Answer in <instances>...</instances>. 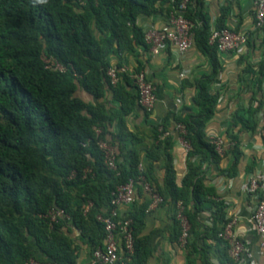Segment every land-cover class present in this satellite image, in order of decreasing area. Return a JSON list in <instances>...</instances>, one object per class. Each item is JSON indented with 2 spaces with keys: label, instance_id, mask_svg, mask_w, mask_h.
Returning a JSON list of instances; mask_svg holds the SVG:
<instances>
[{
  "label": "trees",
  "instance_id": "1",
  "mask_svg": "<svg viewBox=\"0 0 264 264\" xmlns=\"http://www.w3.org/2000/svg\"><path fill=\"white\" fill-rule=\"evenodd\" d=\"M181 1L0 0V264H25L31 257L77 264L80 246L76 238H84L90 254L103 245L105 229L97 215L109 214L112 191L129 178L138 196L144 192L145 179L161 196L160 203L181 201L188 224L206 202L222 214L224 203L207 199L213 193L202 174L203 164L220 155L204 133L218 100L208 83L219 67L218 50L209 43L212 21L204 0H187L182 10L194 23L192 39L210 59L213 70L196 82L197 112L174 118V123L184 126L181 136L189 146L187 170L180 183L169 152L174 135L167 124H154L156 143L147 150L143 165L137 148L126 145L125 134L114 135L116 143L107 141V126L113 118L105 105L78 94L83 89L98 98L110 90L123 111H130L137 94L125 90L121 79L128 82V77L124 73L114 85L110 83L109 57L133 51L136 45L148 48L136 24L138 15L176 12ZM228 8L221 7L213 22L216 28L226 27ZM43 55L64 70L46 67ZM237 119L246 120L236 114L233 122ZM119 124L123 125L121 118ZM98 140L115 144L114 169L105 164ZM161 157L165 174L158 183L154 163ZM150 202L149 197L143 203L134 201L124 213L131 219L134 250L129 260L116 264H146L150 251L139 234ZM58 210L62 214L52 219ZM174 215L178 238L181 227L176 210ZM189 234L188 228L187 248L195 246Z\"/></svg>",
  "mask_w": 264,
  "mask_h": 264
},
{
  "label": "crops",
  "instance_id": "2",
  "mask_svg": "<svg viewBox=\"0 0 264 264\" xmlns=\"http://www.w3.org/2000/svg\"><path fill=\"white\" fill-rule=\"evenodd\" d=\"M226 5L229 6L226 27L245 31L247 42L238 50L217 53L219 67L208 87L218 94V100L213 115L205 123L204 133L209 141L213 136H220L224 151L218 157L210 158L202 167L205 186L213 193L207 199L223 202L224 209L219 215L215 206L206 202L204 208L194 212L189 222V241L195 246L187 248L180 237L175 238V205L168 202L149 204L139 234L142 244L150 251L146 264H264V246L260 244L251 219L258 196L245 189L250 175L264 172V72L260 74V66H264V29L255 26L252 0H204V10L211 24L218 17L221 7ZM167 21L166 12L156 11L138 15L136 24L144 31L150 27H161ZM109 62L127 67L125 75L128 82L121 79V83L131 94H135V89L129 72H145L153 83L156 95L152 112L145 113L137 102L130 111H123L110 90L98 98L83 89L78 94L87 101L105 105L107 114L113 118L107 126V141L114 142L117 136L125 134L126 145L137 148L143 165L147 163V150L156 143L154 124H167L174 135L169 152L176 180L180 183L187 170V149L174 127V118L197 112L194 101L196 82L212 73L210 59L192 39L188 49L182 53L171 45H166L156 54L143 45H136L133 51H123L119 56L110 55ZM236 114L246 120L233 122ZM119 118L123 125L119 124ZM234 145L236 149H232ZM113 147L117 151L115 144ZM163 162L164 157H161L154 163L158 183L163 182L165 174ZM136 193L134 186L132 203H143L148 197L145 191L139 196ZM132 203L120 205V213L127 212ZM232 218L236 219L234 232L246 249L238 260L227 252V241L215 235V231L221 230ZM78 234V230L74 229V235ZM75 241L80 246L77 264H87L91 255L89 247L84 238L77 237Z\"/></svg>",
  "mask_w": 264,
  "mask_h": 264
},
{
  "label": "built area",
  "instance_id": "3",
  "mask_svg": "<svg viewBox=\"0 0 264 264\" xmlns=\"http://www.w3.org/2000/svg\"><path fill=\"white\" fill-rule=\"evenodd\" d=\"M252 2L255 7V26L264 29V0H252ZM186 4L187 0H182L178 11L170 12L168 14V21L163 26L150 27L143 31L144 42L148 44V50L151 53H158L166 45L173 46L179 53L188 49L192 42L194 23L182 14V10L186 7ZM209 31V43L215 45L218 52L238 50L247 42L245 31L231 30L228 27L216 28L213 24L210 25ZM42 59L46 67L60 71L64 70V67L52 57L43 55ZM106 73L109 76L110 83L114 85L118 81L119 74L128 73V69L125 65H110ZM129 76L137 94V103L145 113L150 114L156 101L152 81L143 70L129 72ZM174 127L180 134L182 144L188 150L189 146L181 136L185 132L184 126L181 123H175ZM95 132L98 133L99 129L96 128ZM167 133L168 131L164 132V134ZM262 135L264 137V126L262 128ZM210 142L214 145L218 154L223 153L224 142L220 136H213ZM97 145L103 152L104 162L107 167L114 169L116 167L114 147L105 140H98ZM245 189L247 192L256 193L258 196V200L252 210L251 219L261 240L260 244L264 246V172L250 175L245 184ZM143 190L151 199L150 204L156 205L162 201L161 196L145 179L143 180ZM133 193L134 181L132 178H129L125 183L117 186L112 191L109 214L106 216L97 215V219L104 224L105 237L103 245L94 249L87 264H116L117 261L130 259V255L134 250L132 228L130 226L131 219L125 218L124 214L120 213L119 206L131 204ZM183 209L181 201H178L175 204L176 218L179 220L181 227L180 241L185 242L189 224ZM55 214H62V211L58 210L52 213V219H54ZM235 222V218L228 220L218 232V235L227 241L229 255L237 260L246 249L234 232ZM25 264L56 263L49 261L42 262L31 257Z\"/></svg>",
  "mask_w": 264,
  "mask_h": 264
}]
</instances>
